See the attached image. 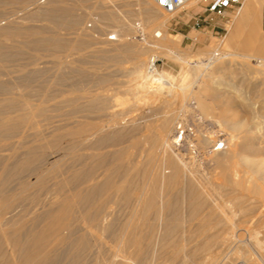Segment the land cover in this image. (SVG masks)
I'll list each match as a JSON object with an SVG mask.
<instances>
[{
    "label": "bare ground",
    "instance_id": "obj_1",
    "mask_svg": "<svg viewBox=\"0 0 264 264\" xmlns=\"http://www.w3.org/2000/svg\"><path fill=\"white\" fill-rule=\"evenodd\" d=\"M44 2L0 0V19L7 17L6 26L0 20V65L15 53L32 54L27 65L18 69L20 76L10 83L19 94L4 97L1 95L6 92L0 91V143L28 128L33 130L40 119L48 120L50 114L54 118L69 117L65 110L76 103H80L82 115L77 118L71 113L61 124L50 123L30 142L0 156V188L18 181L9 197L0 198V245L6 248L5 264H48L59 256L63 264H264V242L260 238L264 205L251 201L249 195L264 197L258 185L264 184V116L260 112L264 107L257 110L255 100L244 95L247 90L241 85L245 77L236 81L235 75H226L233 57L235 63L241 58L238 67L247 71L251 66L247 60L252 58L264 66V54L243 49L220 54L206 48L200 49L199 60L193 63L188 51L181 49V40L166 33L171 15L161 11L152 0ZM89 2L92 7L87 6ZM135 4L139 6L136 14L132 9ZM14 6L23 10L33 6L34 10L21 17ZM80 11H86L87 16L98 14L99 21H107L106 27L99 25V21L91 29L83 27L85 17L81 19ZM130 13L147 28L148 42L145 38L146 43L131 38L135 30L132 26L115 31L117 35L112 38L103 33L111 26L126 25L125 17ZM33 21L46 22L47 26L35 28L29 25ZM69 27L72 32L62 33ZM146 31L142 30V34ZM33 42L40 46L29 50L28 44ZM162 48L171 59L184 64L183 71L195 72L193 90L184 93L186 88H179L184 90L181 97L174 95V76L156 68L157 56L151 53ZM85 51L95 61V66L88 70L89 76L97 79L94 84L101 89L87 90L84 86L88 83L81 81L53 94L49 90L44 94L46 100L37 104L29 92L30 95L24 94L26 89L37 86L40 77L49 78L50 89L72 73H80L79 57ZM42 52H52L46 63L41 62ZM126 59L132 62L130 78L126 87L116 85L123 86L132 97L134 103L129 109L139 101H145L147 106L149 101L161 104L159 110L145 113L139 111L141 105L137 112L142 115L130 116L129 120H125L126 112L112 110L116 95H110L108 88L114 85L113 79L102 74L112 67L123 70ZM8 86L1 87L7 91ZM240 101L248 117L239 118ZM178 102L179 112L175 111ZM46 103L49 105L45 106ZM192 109L199 113L195 115V129H188L189 125L180 124L178 119ZM90 111L105 112L107 118L99 120L90 116ZM149 116L161 120L155 123L147 119ZM206 120L220 127L227 144L221 143L222 147L215 149L220 143L204 131ZM137 131L140 132L135 135ZM125 140L131 141V145L123 146ZM183 142L221 169L220 182L216 181L218 177L215 180L194 174L199 162L193 160L191 149L187 154L182 152ZM39 153L56 158L52 162L49 158V162L40 159L42 162L38 160ZM67 157L77 158L79 167L69 169ZM11 163H15V168L10 167ZM34 165L39 166L34 173L36 181L28 180L32 182L28 185L21 172ZM54 169L61 171V175L58 173L60 176L51 182L45 175ZM248 183L254 187L250 188ZM48 186L59 190L44 205V213L32 216L27 227L20 226L15 217L3 218L18 199L27 197L29 190L39 194ZM75 226L79 229L76 232ZM54 244L62 246L59 252L52 249ZM255 248L260 250L259 256H254Z\"/></svg>",
    "mask_w": 264,
    "mask_h": 264
},
{
    "label": "rangeland",
    "instance_id": "obj_2",
    "mask_svg": "<svg viewBox=\"0 0 264 264\" xmlns=\"http://www.w3.org/2000/svg\"><path fill=\"white\" fill-rule=\"evenodd\" d=\"M42 1L44 2V1H47V0H41V1L39 0L40 3H43ZM244 1L245 0H243V3H244ZM130 2H132V1H130ZM89 3L87 4V6L88 7H92V3L91 2H89ZM185 7L186 8H184L180 13H178V14H176L174 16H172V15L170 16L169 15L170 19H169V22L167 23L166 33H167L168 36H171L172 38H177V39L179 38L178 40H181V43H180L181 49L184 50V51H188L189 56L192 57V59H190V60L193 63H197L198 62L199 56H197V53L200 51V49L203 50V49L209 48V49L212 50V52L213 51H217V53H220V54L222 52L229 53V52L233 51L235 53H238L240 51L239 49H236L234 47H238L239 43L246 38L247 33H245V32L244 33H239L235 37L234 42H233V47H227V45H226L227 44L226 43L227 42L226 38H227V35L229 33L228 25L232 22L233 17L237 13V10H238L239 6H235V7L229 8L227 10L226 18L215 16L214 17V22H211V19L213 17H210V19L208 20L207 19V14L204 13V11L206 9L205 0H196L193 3H190V4L186 5ZM14 8H16V9L18 8V15L21 14V15H19L21 17L24 16L25 14L27 15L28 12L31 13L34 10L33 6H31L28 10L19 9L20 8L19 6H14ZM132 9L134 10L133 13L136 14L137 11L139 10V6L135 4ZM161 11H163V10H161ZM79 13H81L80 17L83 16V17H81V19H83L85 17L84 18L85 20L83 19V27L87 26L88 29H91L93 26H95V22L96 21L98 22L99 19H100V16L98 14H96V13L94 15H92V16H90V15L87 16L86 15L87 14L86 11L85 12L84 11H82V12L80 11ZM133 13L132 14L130 13V14H128V16L125 17L126 18V22H127L126 25H121V26H116V27L115 26H111V27L108 28L110 31L107 30V31H105L103 33L107 34V37L109 36V38H111L112 36L114 37V36L117 35L115 33V31H118V30H120L122 28H129L130 26H132L133 28H135L136 31L135 30L133 31V33L131 34V36H132L131 38H133L135 40H138V41L140 40L142 42L145 41V39H146V42H148V40H149V36H148V33H147L148 30L147 31L145 30L147 28H145V25H143V23H141V21H140L141 19L140 18H134V17H137V16H132ZM197 13L199 14V17H200V19H199L200 20V25L195 26V14H197ZM1 18H4V20H5V22H3L4 20L2 21V19H0L1 22H2L1 24L7 23V17L6 16H2ZM101 21H103V22H101ZM99 22H100L99 25L101 24L103 27H106V26H104V24L107 25L106 24L107 21L101 19ZM4 25L6 26V24H4ZM29 25H32L35 28H45L47 26L46 22H42V21H33ZM112 29H114V30H112ZM261 29L264 31V17H263V20L261 22ZM142 30L146 31V32H143V34H142ZM69 32H72V29L70 27H69V29L67 31H64L62 33H69ZM144 34H147V35H144ZM104 36L106 37V35H104ZM143 36H145V37H143ZM228 37H229V35H228ZM143 38H145V39H143ZM113 41H114V39H113ZM146 42H143V43H146ZM28 46H27L28 49L32 50V49H35L37 46H40V44H39V42L38 43L37 42H33V43H29ZM223 48H225V50ZM162 50H163V52H162ZM52 52H48V53L47 52H42L41 62L46 63L49 60V55ZM54 52H56V51H54ZM164 52H165V48L164 49L162 48V49H158V51L156 50V52L151 53V54H155L157 56L156 68H157V70L160 73L166 72V73H169L170 75L174 76L175 82H176V83L174 82V86H175L174 88L176 89V90L174 89V95L175 96L177 95V96L181 97V95H182L181 93L184 91V90L181 91L182 90L181 88H183V87L186 88L185 89L186 91H184V93L185 92L189 93L191 90H193L192 89V83L194 81V77H192V76H194L195 72L189 71V70H184L183 71L184 64L181 63L178 60L173 59V58L171 59L170 56L167 54V52H165V53ZM17 56H19V57H17ZM80 57H79V59H81V64H82V71L80 70L81 71V72L79 71L80 73H76V72L72 73L69 77H65L64 81L62 79L61 82L58 83V85L53 86L50 89L48 87V79L49 78L47 76L40 77L41 79H39V83L37 84V86H35L34 89H32L33 87L32 88L30 87V88L26 89L28 91H24L25 92L24 94L25 95H30L31 94V97H30L31 100L33 101V103L37 104L42 99L46 100V97H45L44 94H47L49 92V90H50L49 93L53 94L56 90L57 91L58 90H64V88H66V89L69 88L70 89V86L72 84H74V83H76V84H79V83H82V82L88 83V85L84 86V88L87 89V90L88 89L90 90V88L92 90L101 89L100 86H96V84H94L97 81V79L94 76H89L90 71H88V70H90V67L95 66V64H93V63H95V61H93L92 59H90L88 57L87 51H85ZM30 58H32V54L30 53V51L27 52L26 54H22V55L21 54L19 55L18 53H15L12 56H10V57L5 59L6 61L8 59V62L4 61L3 63H1V65H0V68H1L0 69V75H2V76H0L1 77L0 80H2V81H0V88H1L0 91L3 92V93L6 92V95H7L6 96V95L3 94L1 96H4V97H8V96L9 97H13L14 96L15 97V96H17V94H19L18 90L11 89L12 84H10V83L12 81L16 80L17 75H18V77L20 76V73L18 72V69L20 68V66L27 65V62L30 61ZM233 59H235V58L233 57ZM233 59L229 60L230 64H232V65L229 66V68L227 69L226 75L227 76H231V77H233V75H235L234 79L236 81L241 80V79H243L245 77V83L243 85H241V86H244V87H241V88L244 89L245 91L247 90V91H250V92L246 91L247 93L245 92L244 95L249 94L246 97L255 100L254 103H256V105L258 104L257 105V110L260 111L261 108L264 107V101H263L264 100V69H263L264 66L260 65V64H257V60L252 58V59L247 60V62L249 63V66L250 65L251 66L247 69V71H245L246 69L245 70H241L238 67L239 63L242 62V59L241 58H237L236 63H235V61H232ZM126 60H127V62L124 64L123 70H117L114 67H112L110 71H108V72L104 71V72H102V74H104L106 77L109 76L110 80L113 79L112 83L114 85L111 86L110 88H108L110 95H113V94L116 95V98H115L116 101L113 102V106L114 107L112 108V110L113 111L117 110L116 112H122V111L124 113L126 112L125 116L127 115L128 118L126 116L125 120L126 119L129 120V119H131L133 117V115L137 116V117L142 115V112H141V114H140V112H137L138 111L137 107L140 108V106L142 105L141 106L142 108H140L139 111H143V113H145V112H148V111L150 112L151 110H159L161 104L159 102H156V103L154 102V104H153L152 101H149L148 105H150V106H147V104L145 105V101H143V102L139 101L138 104H140V105L137 104L136 107L135 106L132 107L134 109L135 108H137V109H135V110L132 109V108L129 109L130 106H133L134 101L132 100V97L130 96L129 92L127 90H125L124 87H126L127 82H128V80L130 78L129 73H130V70L132 69V62L129 59H126ZM44 63L41 64L42 67L44 66ZM251 70H253V71H251ZM3 74H4V76H3ZM117 83L123 84L124 87L123 86L119 87L118 85H116ZM182 83H183V85H182ZM185 83H186V86H185ZM252 83H254V86H253ZM7 85H9L8 86L9 90L4 91L5 89H3V87H1V86H7ZM79 87L82 88V86H79ZM35 88H36V90H35ZM179 88L181 89L180 91L178 90ZM37 90L39 91L40 94L38 92H34V91H37ZM81 90H84V89L82 88ZM7 92H10V93L7 94ZM27 92H29L30 94L27 93ZM257 93H259V94L257 95ZM255 96H257L256 97L257 99H254ZM37 98H39V100ZM253 100H252V102H253ZM239 103H240L239 105H241V106L243 105V104H241V101ZM151 104H152V106H151ZM180 104L181 103L178 102L175 105L176 109H178L180 107ZM47 105H49V104L46 103L45 106H47ZM80 106H81L80 103H76V104L72 105L71 107L67 108L65 110V112L67 114L70 113V115H72L74 113L73 114L74 116L76 114L75 117L80 116V115H82ZM241 106H240V108H238L239 118L248 117L249 113L246 111V109L244 110V106H242L243 108ZM130 111H131L132 114L130 113ZM175 111L179 112L180 110L178 109V110H175ZM260 112L264 116V110L260 111ZM91 113H93V112L90 111L88 114L90 116H92V117H96L99 120H101V119L104 120V119L107 118L105 112L102 113V112H95L94 111L93 114H91ZM127 113H129V114H127ZM198 113H199V110L192 109L189 113H186L182 117H179L178 122H180V124L181 123L182 124L186 123L187 126L189 125L188 129H195V127H196L195 125L197 123V122H195V121H197L195 115H197ZM63 114H64V112H63ZM53 115L54 114H50L49 115L50 117L48 116V118H49L48 120L40 119V121H39V119H38L39 124L37 126H35V128L33 130L28 128V129L25 130V132L23 134H18V135L14 136V137H12V138H10L8 140L2 141L0 143L1 144L0 145V147H1L0 156L11 154V153L14 152V149L16 147H20L21 145H24L25 143L30 142L31 140H33L34 136L38 134V132L40 133L41 131H44V129H47V126L50 123H52V125H55V124H58L60 122V124H61V123L65 122V120H68L71 117L69 115V117H65L64 116L62 118H60V117L54 118ZM130 116H131V118H130ZM57 118H59V119H57ZM147 119H149L151 121H154V122L157 121L155 123H158V121L161 120V118L157 117V116H149ZM71 120H74V119H71ZM179 126H181V125H179ZM36 127H38V128H36ZM203 127H204V131L206 132V134L209 137H211L212 140L215 139V142L218 141L220 143L215 149H217L218 147H222V145L226 143V142H223L226 139V137L221 132L220 127L218 125L214 124L210 120H206L204 122ZM139 132L140 131H137L135 133V135H137V133H139ZM20 135H21V137H19ZM28 138H29V140H27ZM128 141L125 140L124 143H123V146L131 145V141H129V142ZM187 142H183L181 144L182 145L181 146V150H182L183 153L187 154L189 152V150L191 149L190 152H191V156L193 157V160L196 163L199 162L198 166L195 168V173L194 174L199 176V177H204V175H207L208 177L211 176V178H213L215 180L218 177L216 181L220 182L218 180H219V177H220V174H221L220 173L221 169L217 168L215 163L212 162V160L209 157L205 158V160H204L203 159L204 157H202L203 155L200 154L198 152V150H195L193 148H189L190 146L188 145ZM221 143H223V144H221ZM29 146H30V144H29ZM226 147H227V145H226ZM133 151H134L135 154L138 152L137 150H133ZM48 156L49 155L47 153L46 154L45 153L44 154L43 153L42 154L39 153L37 157L39 158L38 160L43 159L44 162H46V161L49 162V160H47L48 158L50 159V162L54 161L53 159L56 158V156L53 157V158H50ZM40 157H43V158H40ZM68 158L69 157L66 158V163L68 164L66 166L67 167L70 166L69 169H74V167L75 168L79 167V161H78L77 158H75V157H73V158L70 157L69 159ZM261 158H262L261 160L263 161L264 160V156H262ZM196 159H197V161H196ZM40 161H42V160H40ZM75 165H77V166H75ZM10 167L11 168L12 167L15 168V163H13V164L11 163ZM38 167H39L38 165H34V166L28 167L27 169H25V171L23 170L21 172V174L23 176L20 174L24 178V179L22 178V180L25 181L26 183H27L28 180H31L32 182H34V179H35V181H36L34 173L38 170ZM59 172H61V171L57 172V170L54 169V171L52 173L46 174L45 177H47L46 178L47 180L50 179L49 181L52 182L54 180L55 176H58L60 174ZM216 173L219 174V175H217ZM30 175H31V178L28 179V176H30ZM32 176H34V177H32ZM214 176H215V178H214ZM29 183H28V185H31V183L30 184ZM261 183L262 182H260V184H258V185L261 186L259 188V191L262 193L264 191V189H263L264 188L263 187L264 184L262 183V185H261ZM8 184H7L8 185L7 187H5L6 185H4V186H2L0 188V198L9 197V195H11L13 193V191H15L14 189H16L18 181L17 180H13V181L9 182ZM249 184L250 183H248V185ZM253 185L254 184L251 183L249 185L250 188H253L254 187ZM2 188H3V190H2ZM58 190H59V187L56 188V187H51V186H48L47 188L43 189L41 191V193L39 192V194H36V191L34 189L29 190L32 193V195H30V192L28 191L29 194H27V197L18 199L16 201V203L13 205V207L12 208H8L9 210L6 211L7 213L6 212L4 213V215H3L4 217L3 218L13 219L15 217V219L17 218V221L19 220V225L20 226L23 225L24 227H27L30 224V220H31L30 218L38 216V214L43 211V208H45V206L50 202L51 198L53 199V197H54L53 194H55ZM18 192H20V191H17V193ZM43 192H45V193H43ZM254 194L253 193L249 194L251 196V201H257V203H259V204H261V202H262V204L264 205V202H263L264 201V197H261L258 194L256 195V193H254ZM2 206H4V205H2ZM5 210H7V209H5ZM43 213L44 212H42V214ZM8 215H9V217H8ZM1 224L3 225V220H0V227H1ZM19 225L17 224V226H19ZM76 228L77 227L75 226V232L79 230L78 228L77 229ZM260 238L264 242V230L261 233ZM61 248H62V246L60 247L59 245L54 244L52 249L53 250L55 249L56 252H59V250ZM5 250H6L5 246L0 245V264H5V262H6L7 258H6V255H5ZM254 252H255L254 256L255 255L259 256L261 254L260 250L257 249V248L254 249ZM256 252H258L259 254L256 253ZM4 256H5V258H4ZM57 258H60V259H57ZM54 259L55 258L49 260L48 264H63L64 263L60 256L56 257L55 260Z\"/></svg>",
    "mask_w": 264,
    "mask_h": 264
},
{
    "label": "crops",
    "instance_id": "obj_3",
    "mask_svg": "<svg viewBox=\"0 0 264 264\" xmlns=\"http://www.w3.org/2000/svg\"><path fill=\"white\" fill-rule=\"evenodd\" d=\"M253 2L254 1L250 2V0L244 1L243 7H242L243 9L242 8L240 9L241 12L240 10H238L235 16L233 17V20L231 22L233 23L232 26L230 25L231 23L228 25V29L230 32L228 33L229 37L227 35L226 39L229 45L233 47V42H234L235 37L239 33L245 32L247 33L246 38L239 43L238 47H234V48L240 49V50L243 49L246 52H249L252 54H259V53L264 54L263 52L264 50L263 49L264 48V39H263L264 31L261 29V22L264 17V3L261 0H257V1L255 0V2L258 3L256 6L255 2L254 3Z\"/></svg>",
    "mask_w": 264,
    "mask_h": 264
},
{
    "label": "built area",
    "instance_id": "obj_4",
    "mask_svg": "<svg viewBox=\"0 0 264 264\" xmlns=\"http://www.w3.org/2000/svg\"><path fill=\"white\" fill-rule=\"evenodd\" d=\"M168 15H176L180 13L186 5L195 2L196 0H152ZM207 19L210 17L211 22H214V17L219 16L226 18L227 10L229 8L239 6L238 10L243 7V0H205ZM237 10V11H238ZM199 14H195V26L200 25ZM112 38V37H111ZM113 40V39H112Z\"/></svg>",
    "mask_w": 264,
    "mask_h": 264
}]
</instances>
